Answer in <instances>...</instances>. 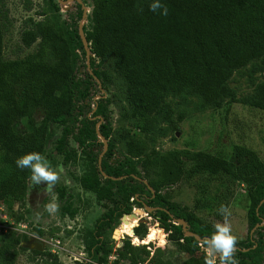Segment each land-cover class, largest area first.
<instances>
[{
    "label": "trees",
    "instance_id": "obj_1",
    "mask_svg": "<svg viewBox=\"0 0 264 264\" xmlns=\"http://www.w3.org/2000/svg\"><path fill=\"white\" fill-rule=\"evenodd\" d=\"M25 1L27 5L31 3ZM83 2L92 7L83 28L93 73L106 87L109 77L103 64L111 59L126 85L131 115L142 119V129L155 127V133H166L167 127L155 124L158 116L162 117L167 95L193 94L206 105L221 106L226 97L234 96L229 84L234 73L250 64L257 66V60L264 63V0H162L168 8L166 16L149 10L151 0ZM73 3V9L66 10L63 16L58 0H42L41 18L30 17L20 33L22 45L36 44L35 48L23 56L7 58L3 38L8 8L6 0H0V203L6 204L8 210L15 200L24 206L30 171L18 169L15 160L33 151L44 156L56 126L60 134L54 141V151L65 163L76 158L77 149L69 147L72 137L81 153L92 161L88 171L78 178L80 185L93 192L97 200L109 203L82 238L88 260L75 264H105L111 252L117 255L116 262L125 259L124 264H206L211 260L205 251L206 239L200 242L186 235L174 218L186 220L189 229L200 237H210L214 225L187 205L171 201L163 190L184 173L182 157L191 162L186 169L188 176L205 175L218 180V187L237 181L250 185L249 231L261 225L255 228V236L248 234L236 240L233 255L238 264H262L264 202H260L264 199V161L244 145H234L228 158L207 151H147V142L137 134L128 140L126 152L116 157V144L110 137L111 99L94 98L99 87L87 70L78 29L83 8L77 1ZM82 67L85 69L81 73ZM263 72L264 68L262 80L243 100L264 112ZM165 111L162 118L174 131L176 121L169 109ZM98 116L102 117L98 129L108 139L102 170L119 179L104 177L98 167L103 150L96 132ZM46 159L50 164L54 162L51 156ZM154 173L156 177H152ZM58 191L63 199L65 187ZM216 198L217 195L206 200L205 205L212 208ZM143 203L159 207L149 215L161 225L148 226L146 233V225L140 223L134 229L141 237L135 240L144 244H135L126 235L115 247L112 230L123 214L131 213L135 205L143 207ZM72 204L70 199L64 201L61 216H76L78 209ZM15 217L21 219V215ZM57 230L51 229V233ZM36 231L44 234L40 228ZM165 234L166 241H174L178 250L187 253L183 262L174 263L165 257L167 243L152 244L153 248L145 243L146 236L164 239ZM26 238L13 230L0 232V264H15ZM31 252L42 253L35 249ZM52 264L62 263L55 260Z\"/></svg>",
    "mask_w": 264,
    "mask_h": 264
},
{
    "label": "rangeland",
    "instance_id": "obj_2",
    "mask_svg": "<svg viewBox=\"0 0 264 264\" xmlns=\"http://www.w3.org/2000/svg\"><path fill=\"white\" fill-rule=\"evenodd\" d=\"M60 5L62 15L66 16V10L73 9L74 3L66 2L60 3ZM6 6L9 21L6 24L3 38L5 57L23 56L32 51L36 44L24 47L21 43L20 33L30 17L41 18L39 12L42 0H31L28 5L25 0H6ZM88 7L89 15L92 7ZM85 24H88L87 18ZM256 63L257 66L250 64L234 73L229 81L234 90V96L226 97L221 106L206 105L199 96L193 94L167 95L164 99L165 107L161 116L164 117L165 110L169 109L172 118L176 121V128L172 131L168 128L166 119L158 116L159 120L155 126L167 127L165 134H158L154 131L155 127L142 129L140 126L143 124L142 119L132 117L126 85L114 70L111 59L107 58L104 61L103 69L109 80L106 82V87L102 85L104 91L99 89L94 98H98L100 93L104 92L111 99L109 109L113 131L110 137L116 144V157L126 152L128 140L132 135L137 134L147 142V151L153 148L160 153L207 151L228 158L234 145H244L254 150L264 161V112L247 105L243 100L253 92L256 84L263 78L264 63L261 59ZM84 69V67L81 68V73ZM179 116H182V119ZM53 128L56 133L49 141L44 157L51 156L53 158L54 162L51 165L54 169L58 165H62L64 168V172L60 174L51 194V198H54L58 204L57 212L49 214L44 211L43 205L50 199L43 191L46 185L42 183L40 186H32L30 180L27 182L28 189L24 206L20 201L15 200L11 210H8L6 204L0 203L1 209H4L0 210V213H8L16 223L15 226L25 231L18 233L27 236L22 242L24 250H20L15 264H52L55 260L62 264H75L76 261L85 260L87 254L82 238L87 229L94 225L96 218L106 209V205H109L107 201L97 200L93 192L83 189L80 185L78 178L88 171L92 161L81 153V149L77 147V143L72 137L69 139V147L77 149L76 158L65 163L62 156L54 151V141L60 134V128L56 126ZM182 158L185 160L184 173L163 189L167 192L169 199L181 205H187L205 222L214 226L225 222V218L218 212L220 206L225 205L230 212L227 222L232 233L236 236V240L245 239L250 234L247 218V196L250 185L237 181L232 185L227 183L218 187V180L207 179L205 175L188 176L186 169L191 162L186 161L185 157ZM139 169L143 173L142 167ZM152 177H156V174L154 173ZM63 187H65L66 193L65 197L60 199L58 189ZM219 188L221 189L217 190ZM215 195L218 198L213 201L212 208L207 207L206 200L212 199ZM66 199H70L73 207L78 209L74 218L61 216L60 208ZM37 213H40L39 217ZM131 213L134 214L127 216L122 224L120 220L116 231H114L115 228L112 230L115 247L121 245L120 236L122 233L124 236L132 237L135 244H144L142 240H135L137 237H141L135 234L134 229V226L141 223L140 218L146 219V222H143L146 225V233L148 226H155L158 222L152 216L145 214L146 211L143 207L135 205ZM14 215H21V219L17 220ZM20 224L25 226H20ZM159 225H161L160 222ZM36 228L42 229L44 234L39 235ZM55 228L58 230L51 233V229ZM254 231L255 229L252 236H255ZM146 238L148 241L145 242L146 244H158V237L149 239V236H146ZM35 240L44 243L42 253L31 252L32 248L29 245H32ZM166 247L165 257L174 263L183 262L188 256L186 252L178 250L174 241L168 240ZM107 259L105 264L127 263L125 259L116 262L117 255L112 252ZM211 264H220L218 257H211Z\"/></svg>",
    "mask_w": 264,
    "mask_h": 264
},
{
    "label": "clouds",
    "instance_id": "obj_3",
    "mask_svg": "<svg viewBox=\"0 0 264 264\" xmlns=\"http://www.w3.org/2000/svg\"><path fill=\"white\" fill-rule=\"evenodd\" d=\"M149 10L161 16H166L168 14V8L164 5L162 0H151ZM15 165L18 169H27L30 171L29 180L32 186H40L42 183L46 185L43 191L50 199L49 202L43 205L44 211L49 214L56 213L58 204L54 198H51V194L54 191V186H56L60 174L64 172L63 166L58 165L54 169L49 160L40 152L36 151L18 157L15 160ZM218 212L225 218V222L214 226V233L204 242L205 251L208 256L218 257L220 264H238V261L233 255L236 236L232 233V229L227 222V217L230 215V212L223 204L218 209ZM39 215L40 213H37L38 217ZM206 264H211V260H208Z\"/></svg>",
    "mask_w": 264,
    "mask_h": 264
},
{
    "label": "water",
    "instance_id": "obj_4",
    "mask_svg": "<svg viewBox=\"0 0 264 264\" xmlns=\"http://www.w3.org/2000/svg\"><path fill=\"white\" fill-rule=\"evenodd\" d=\"M61 4L63 3H66V2H74V1H77L78 3H80L82 5V8H83V15H82V19L80 20L79 22V26H78V29H79V34L81 36V39H82V42H83V45H84V48H85V52H86V65H87V69L88 71L90 72V74L93 75V77L96 79V81L98 82L99 84V88L103 90L102 88V85H101V82L99 80V78H97V76L94 75L93 73V70L90 66V61H91V50H90V46H89V42L86 38V35H85V32H84V28H83V25L85 23V20L88 16V6L83 2V0H58ZM102 96H106L103 92V95ZM100 97V95H99ZM95 109V108H94ZM99 117V121L97 122L96 124V132H97V135L98 137L101 139V141L103 142V150L102 152L100 153L99 157H98V167L101 171V173L103 174L104 177H108V178H111V179H119L121 177H113V176H109L108 174H106L103 170H102V166H101V160H102V156L103 154L107 151L108 149V139L103 135L101 134V132L99 131L98 127H99V124L101 123L102 121V117L101 116H98ZM145 181V180H144ZM146 182V181H145ZM147 183V182H146ZM150 187V186H149ZM151 188V187H150ZM152 189V188H151ZM153 190V189H152ZM264 202V199L261 200L260 204ZM144 205V209L148 212V213H151L153 211H155L157 209V207H151L145 203H143ZM134 213H131L129 215H132ZM127 214H124L122 216V221H125V218H127V216H129ZM142 221H146L145 219H143ZM174 221L177 223V224H180L182 226V229L184 231V233L186 235H191V236H194L196 240L202 242L204 239H207L208 237H200L197 233L191 231L189 229V225L187 223L186 220H184L183 218H174ZM261 224H257L250 232V234L252 235V232L253 230L259 226ZM116 231V230H115ZM144 243V242H143ZM30 248L32 249H35V250H38V251H42L44 249V243L42 241H38V240H35L33 241L32 245H29Z\"/></svg>",
    "mask_w": 264,
    "mask_h": 264
},
{
    "label": "built area",
    "instance_id": "obj_5",
    "mask_svg": "<svg viewBox=\"0 0 264 264\" xmlns=\"http://www.w3.org/2000/svg\"><path fill=\"white\" fill-rule=\"evenodd\" d=\"M0 210H4V209H1V206H0ZM141 220V219H140ZM15 222L14 220L9 216L8 213L4 212V213H0V232H7L9 230H13V231H17V232H25L24 230H21L19 229L18 227L15 226ZM158 225V222H156L155 226ZM20 226H25V225H21ZM166 235L164 236V239L162 238H158V244L157 245H163L165 243H167L166 241ZM122 236V234H121ZM162 241V243H161ZM133 242V241H132ZM135 243V242H133ZM88 259L86 258L85 261H87ZM82 261V260H80ZM108 264H112V263H108Z\"/></svg>",
    "mask_w": 264,
    "mask_h": 264
},
{
    "label": "flooded vegetation",
    "instance_id": "obj_6",
    "mask_svg": "<svg viewBox=\"0 0 264 264\" xmlns=\"http://www.w3.org/2000/svg\"><path fill=\"white\" fill-rule=\"evenodd\" d=\"M91 66V65H90ZM88 70V69H87ZM90 73V72H89ZM101 82V81H100ZM98 83V82H97ZM102 85V84H101ZM98 87H99V84H98ZM100 89V88H99ZM102 95H103V93H102ZM102 95H100V97L102 96ZM99 98V97H98ZM97 99V98H96ZM29 180V179H28ZM131 200H133V198H131ZM146 204V203H145ZM153 207H157V206H153ZM135 208V206L133 207V209ZM143 208H144V205H143ZM159 207H157V209H158ZM146 211V210H145ZM154 212V211H153ZM153 212H151V213H153ZM129 214H131V213H129ZM129 214H127V215H129ZM145 214H150V213H148L147 211H146V213ZM124 215V214H123ZM147 215V216H148ZM150 216V215H149ZM129 217V216H128ZM141 219V220H140ZM139 220L141 221V223H143V222H146V221H142L143 219H145V218H140ZM121 224L123 223V221H122V217H121ZM146 220V219H145ZM158 225H159V222H158ZM136 226H138V224L136 225ZM136 226H134V227H136ZM121 227V226H120ZM119 227V228H120ZM118 228L117 227H115V229H114V231L115 230H117ZM121 237V239L122 238H124L125 236H124V234L122 233V236H120ZM132 238V237H131Z\"/></svg>",
    "mask_w": 264,
    "mask_h": 264
}]
</instances>
